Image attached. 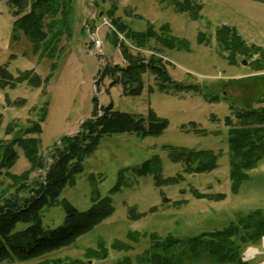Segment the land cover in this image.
I'll list each match as a JSON object with an SVG mask.
<instances>
[{"label":"rangeland","instance_id":"obj_1","mask_svg":"<svg viewBox=\"0 0 264 264\" xmlns=\"http://www.w3.org/2000/svg\"><path fill=\"white\" fill-rule=\"evenodd\" d=\"M177 1L116 0L117 9L111 17L108 14L110 2L74 0L71 36L60 38L54 59L38 60L27 37L20 31L17 39L12 37L13 17L6 1L0 0V65L13 76L30 69L41 78L49 76L48 82L38 88L20 83L14 89H0V138L9 137L4 133L7 125L25 126L47 103V115L38 136L39 154L44 157L45 167L32 171L29 182L44 178L51 163V149L59 137L77 132L82 120L91 115L94 96L99 104L112 103L117 110L142 115L151 110L168 121L166 129L157 136L140 138L134 133L103 136L96 150L84 159L83 169L76 175L74 185L62 190L60 202L46 206L40 212L42 226L53 229L64 221L62 199L84 211L92 205V195L98 193L110 197L113 205L110 216L66 246L24 261L8 258L0 264H40L44 261L49 264H140L138 256L147 247L150 233L161 238L195 236L221 230L240 216L264 207V158L247 172L249 177L241 182L237 192L231 190L227 127L224 124L225 117L230 114V104L236 108L248 104L257 107L258 100L264 101V66L257 69L253 65V61L264 53V2L192 0L201 6L199 18L194 20L188 12L176 9ZM113 18L122 20L137 32L151 28L162 38L171 36L176 45L184 43L186 48L167 47L152 38L144 49H139L116 29L111 21ZM164 24L168 31H162ZM221 25L234 27L246 46L258 47L260 51L239 55L235 64H229L225 53L220 54L215 39L216 29ZM112 34L117 38L113 42ZM95 39L99 40V45ZM121 43L145 58L151 54L160 56L175 81L199 84L207 93L224 94L227 99L209 102L193 91L172 88L168 92L162 91L149 71L142 76L143 89L139 95L124 94L121 84L109 86L110 78L102 74L106 65L124 64ZM52 63H55L53 70L50 68ZM227 80L230 83L225 85ZM18 99L25 101L21 105L13 102ZM192 123L196 124L198 132L191 128ZM181 149L211 150L217 156L215 166L208 171L186 173L182 162L172 160V151ZM15 150L18 159L9 172L20 174L30 165L22 149L16 147ZM155 155L160 160L162 178L178 173L183 178L174 184L157 186L155 173L137 175L132 170ZM126 168L129 170L124 172L120 189L111 192L118 181V172ZM15 188L11 179L3 174L0 194L9 197ZM193 190L223 193L224 198H197ZM27 194V191L18 193L19 196ZM130 208L142 214L141 217L130 219ZM26 226L28 223L20 222L15 229ZM129 230L145 236L131 243L134 248L129 251L110 247L114 239L130 243L126 238ZM100 242L106 245L108 255L105 258L89 256L88 249L98 250ZM248 245L260 248L257 242L249 243L243 249ZM260 258L261 254L257 260ZM53 260L60 263H53ZM183 264L217 263L213 257L203 255L198 259H186Z\"/></svg>","mask_w":264,"mask_h":264},{"label":"trees","instance_id":"obj_2","mask_svg":"<svg viewBox=\"0 0 264 264\" xmlns=\"http://www.w3.org/2000/svg\"><path fill=\"white\" fill-rule=\"evenodd\" d=\"M5 1L13 17L12 37L17 39L18 33L21 32L30 41L32 51L37 55L38 60L54 59L60 38L63 35L71 36L74 0ZM102 1L111 3L108 14L112 17L117 9L116 0ZM259 1L264 2V0ZM95 5H98V2H95ZM175 5L177 10L188 12L191 19L199 18L200 4L192 0H178ZM111 21L116 29L123 32L125 37L139 49H144L152 38L167 47H185L181 42L182 45H176L171 36L162 38L151 28L137 32L130 29L122 20L113 18ZM161 29L168 31V26L164 24ZM201 34L200 32L199 35ZM111 37L112 42L117 40L114 34ZM215 39L220 54L225 53L224 56L229 64H235L239 55H251L252 52L260 51L258 47L246 46L232 26L218 27ZM120 52L124 64L106 65L102 69V74L103 77L110 78L109 86L121 84L122 91L126 95L137 96L141 93L142 76L149 71L162 91L168 92L171 88L193 91L209 102H216L221 98L227 99L224 94L220 96L207 93L199 84H183L175 81L169 75L165 61L158 55L151 54L145 58L132 52L125 43H121ZM253 65L257 69L264 66V53L253 61ZM50 68L53 70L55 63H52ZM48 79L49 76L41 78L32 69L13 76L5 66L0 65L2 90L14 89L20 83L38 88L45 85ZM229 83L227 80L224 84ZM5 98L9 101L8 96ZM24 101V99L13 100L20 105ZM263 102L258 100L257 107L248 104L236 108L230 104V114L224 119L229 147V178L233 192H237L241 182L248 179L247 172L255 168L264 158V104L261 105ZM92 103L91 115L82 120L77 132L62 135L51 149V163L48 164L43 179L28 181L32 171L45 167L44 157L39 154L38 136L42 132V123L47 115V103L38 109L35 119L29 120L25 126L15 128L13 124H9L5 127L4 133L9 137L0 138V178L5 174L16 188L9 197L0 194V262L12 257L24 261L66 246L110 216L113 213L110 197H102L98 193L92 195V205L84 211L77 210L67 200L62 199L64 221L53 229H45L42 226L40 212L44 207L54 206L60 202L59 196L62 190L66 186L74 185L76 175L83 169L84 159L96 150L103 136L134 133L137 137L145 138L160 135L168 126L165 118L157 116L151 110H148L146 115L123 112L115 109L112 103L99 104L95 96L92 98ZM191 128L195 132L199 130L195 123H192ZM16 147L22 149L30 165L20 174L9 172L18 159ZM171 155L173 161L183 163V171L186 173L208 171L215 166L217 158L211 150L205 149L173 150ZM128 170L126 168L118 172V181L111 188V192L120 189L124 172ZM132 170L137 175L155 173L154 180L157 186L174 184L183 178L179 173L162 178L160 160L156 155ZM20 191H27L28 194L19 196ZM192 193L197 198L207 197L210 200L224 198L223 193L207 194L197 190H193ZM141 215L134 208L129 209L130 219H138ZM20 222L28 223V226L16 230V225ZM263 233L264 207L240 216L236 222L230 223L221 230L203 232L195 236L175 238L167 235L161 238L155 233H150L148 245L138 256V261L140 264H183L186 259H198L203 255H209L217 264H242L240 252L243 247L249 243H256ZM140 236L145 234L129 230L126 238L130 243L114 239L110 247L129 251L134 248L131 243L137 242ZM88 250L89 256L105 258L108 255V249L103 242L99 243L98 250L93 252L91 249ZM52 262L60 263L58 260ZM40 264H49V262L44 261Z\"/></svg>","mask_w":264,"mask_h":264},{"label":"built area","instance_id":"obj_3","mask_svg":"<svg viewBox=\"0 0 264 264\" xmlns=\"http://www.w3.org/2000/svg\"><path fill=\"white\" fill-rule=\"evenodd\" d=\"M95 43L99 45V40L95 39ZM259 254H261V258L257 261L256 264H264V235L260 238V248H255L252 246L247 247L242 253V260L249 261L254 260Z\"/></svg>","mask_w":264,"mask_h":264}]
</instances>
